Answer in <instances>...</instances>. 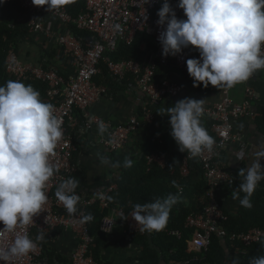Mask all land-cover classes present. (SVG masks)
<instances>
[{
    "label": "built area",
    "instance_id": "2783aa9c",
    "mask_svg": "<svg viewBox=\"0 0 264 264\" xmlns=\"http://www.w3.org/2000/svg\"><path fill=\"white\" fill-rule=\"evenodd\" d=\"M85 4V12L77 18H73L67 11L66 6L59 10L47 12L44 6H35L31 0H17L21 8L26 12L29 32L43 33L45 20L51 17L64 26L73 25L78 31L87 32L91 35L84 42L78 40L69 31L57 38V43L64 52L73 59L75 77L65 79L57 70H45L42 66H32L22 63L18 55L10 50L6 58V72L16 81H40L47 85L46 96L54 106L55 116L61 121L63 137L57 144L55 153L50 157V162L57 169L48 182L45 192L48 196L42 212L33 217V223L26 226L28 236L33 239L34 231H47L53 228L69 230L76 236L78 247L71 257L69 264H97L92 255L95 247L93 238L90 236L87 222H81L86 216V209L98 204L100 210H108L100 223V230L110 234L118 224L117 219L122 218L121 213L127 216L126 224L128 231L134 234L145 235L140 230V225L130 217L131 213L125 214L122 210H111L107 201L110 192L116 189L115 185L101 189L95 196L81 198L77 204L75 214L69 215L57 197L55 192L59 184L68 178H73L78 171L74 162L76 151L73 130L78 125L74 118L76 111L83 118V126L89 129L92 125L103 122L108 129L107 134L99 139V146L105 152L124 150L140 124L154 121V110L165 101L178 98L183 87L179 82L168 79L156 80V72L159 67H166L170 62H175L179 70H186V60L199 58L198 52L189 48L183 49L182 53L173 57H163L162 49L158 41V35L163 30L156 24V13L161 7L162 0H81ZM177 0H169L178 19H186L183 10L176 8ZM144 16L147 19H144ZM115 24L121 26L117 31ZM137 33H143L157 46L155 53L150 54L143 63L137 61L112 62L104 56L116 50L120 42L130 45ZM144 48V45H143ZM264 51V46H262ZM104 62L109 74L119 80L130 75L133 78V87L141 95V119L136 116L122 125L111 126L99 117L91 116L88 109L100 97V90L94 84L93 79L100 73L99 64ZM253 80V75L246 81L245 98L240 103H235L230 98L231 89H220L222 98L212 107H204L202 117L210 124V131L215 135V143L211 151L204 150L196 157L189 154L182 161L181 176L185 178L191 167V159L196 158L200 166L203 178L206 182V202L203 210L198 214L190 215L186 220V228L190 229L191 237L188 248L192 252L206 251L211 235L225 237L226 232L220 224L227 219L226 213L219 207L216 201L218 191L229 188L234 181L228 170L220 160L225 146L232 140L231 132L233 121L246 118L254 120L259 115L252 109V101L255 99L254 91L248 86ZM165 154H153L146 158L148 165H157L160 168L166 166ZM182 188H179L180 194ZM77 194V192H76ZM103 197V198H101ZM3 225L0 224V229ZM24 228H17L14 233L0 235V248L10 246L17 234H23ZM171 236L180 238L181 233L171 232ZM264 238V230L251 229L245 234L231 238L236 239L247 247L260 242ZM42 249L37 247L26 256L12 258L8 264H44ZM4 264V262H0Z\"/></svg>",
    "mask_w": 264,
    "mask_h": 264
},
{
    "label": "clouds",
    "instance_id": "9594fccd",
    "mask_svg": "<svg viewBox=\"0 0 264 264\" xmlns=\"http://www.w3.org/2000/svg\"><path fill=\"white\" fill-rule=\"evenodd\" d=\"M5 2L0 0V4ZM31 2L51 12L76 0ZM175 7L183 10L186 19L177 18L169 0H162L156 13V24L163 28L158 35L161 55L175 57L183 49L194 48L199 58L186 60L187 74L194 88L211 85L217 89H231L264 69V0H178ZM114 28L119 31L121 26L115 24ZM203 105L204 99L184 98L161 114L170 118V135L179 151L192 157L204 150L211 151L215 143L201 126ZM54 112V106L42 101L40 93L31 85L8 80L0 86V224L3 225L0 235L14 233L17 228L25 229L23 234L15 236L10 246L0 248V262L4 264L12 258L26 256L37 247V241L45 239L44 233L38 234L35 241L31 239L26 226L42 212L48 200L46 186L57 171L50 157L54 155L63 131ZM106 130V125L101 122L99 134L103 135ZM253 155L255 159L238 170V176L242 178L239 192L244 194L239 203L249 209L258 183L264 180V165L260 163L264 159V142ZM243 158V154L237 157L238 160ZM132 165L133 161L125 158L123 167ZM78 185V180L68 178L55 192L69 215L77 211ZM180 198V192H177L163 199L135 204L130 217L135 225H140L142 232L158 233L167 226L170 211ZM121 216L125 220L128 218L123 213ZM92 219L89 214L81 222ZM232 264L239 262L233 260ZM249 264H264V255L251 258Z\"/></svg>",
    "mask_w": 264,
    "mask_h": 264
},
{
    "label": "trees",
    "instance_id": "16d2710c",
    "mask_svg": "<svg viewBox=\"0 0 264 264\" xmlns=\"http://www.w3.org/2000/svg\"><path fill=\"white\" fill-rule=\"evenodd\" d=\"M66 9L73 18H77L85 12V4L81 0H76L75 3L66 5ZM68 31L81 42L91 37L89 33L78 31L71 24L68 25ZM31 42L32 34L29 32L26 12L17 0H6L5 3L0 4V86H3L8 80L16 81L14 77L6 72L8 52L13 50L19 57L20 46ZM156 50L157 46L151 39L143 33H137L130 45L120 42L114 52L107 53L104 57L115 63L127 60L143 63ZM49 65H51L50 60L42 64V67L45 70L53 69ZM98 67L100 75L93 79L94 82L102 78L111 83L112 87L133 86L132 76L128 75L123 80H119L109 74L103 61L100 62ZM170 73L178 75L180 84L188 93L203 94L218 91L217 88L211 85L207 88L203 86L194 88L187 70H179L173 61L166 67H159L155 78L156 80H162ZM23 83L31 85L40 93L42 101L50 103L46 96L47 85L45 83L40 81H26ZM184 98L187 97L181 98L179 96L160 104L154 110V117L158 108L164 107V109H167ZM136 117L141 119V108H138ZM166 118L168 126L166 125L163 128L158 137L151 136L143 143L135 142L130 148L110 152L107 158L115 169L118 178L108 185H103L101 178L95 186L103 189L115 185L116 189L107 196L109 208L116 211L122 210L125 214L132 212L135 204L163 199L170 193L176 194L179 192V188H182L180 201L171 209L167 226L162 231L145 235L129 232L126 220L122 218L118 219V226L110 234L103 233L100 230V223L109 211L100 210L98 204L88 207L86 216L90 214L93 217L91 221L86 222L95 245L92 249L94 261L97 264H106L102 263L99 258L100 250L107 247L113 239L123 236H128L132 243L139 247V255L134 259L136 264H232L233 260H237L239 264H249L251 258L264 255V238L260 242L247 247L236 239L231 240L232 237L245 234L251 229L264 230V180L258 183L251 197L252 207L250 209L240 205L238 212L234 215L225 212L227 219L220 224L226 232L225 237L213 234L206 251L192 252L189 250L188 242L192 231L186 228V220L190 215L198 214L203 210L207 187L203 175L200 180L194 183L187 182L181 176L182 161L188 153L179 151L177 144L170 135V118L168 115H166ZM258 123L264 133V118ZM203 127L215 140V135L210 131L209 123L204 124ZM153 154L166 155V166L164 168L147 164L146 158ZM125 158L133 161L132 167H123ZM117 163H119V166H116ZM190 164V169H197L201 172L196 158H192ZM228 172L234 183L226 189L234 192L237 196L242 178L238 176V171L228 169ZM73 178L79 181L76 191L81 195L82 189L86 186L85 172L78 170ZM243 195L242 192H239L238 198H242ZM171 232L181 233L180 238L171 236ZM42 249L44 252L46 251L45 247H42ZM56 258L58 259V257Z\"/></svg>",
    "mask_w": 264,
    "mask_h": 264
},
{
    "label": "crops",
    "instance_id": "0c3cea01",
    "mask_svg": "<svg viewBox=\"0 0 264 264\" xmlns=\"http://www.w3.org/2000/svg\"><path fill=\"white\" fill-rule=\"evenodd\" d=\"M43 33H33L32 42L20 46L19 58L22 63L32 66H42L50 60V68L57 70L65 79L75 77V68L73 59L64 52V49L57 43V38L68 32V26H64L59 21L47 17L45 20ZM100 75V73L98 74ZM97 75V76H98ZM96 77V76H95ZM94 77V78H95ZM165 79L180 83L177 74L170 73ZM94 82V80H93ZM94 84L100 90L99 99L92 104L88 111L91 116H96L108 122L111 126L122 125L136 116L141 103V95L133 86L112 87L106 79H98ZM248 86L254 91L255 99L252 101V109L258 113L256 119L248 120L246 118L233 121L231 132L232 140L225 146L222 151L220 160L225 169L238 171L247 167L254 159V151L261 142H264V133L258 123L264 118V69L253 73V80ZM245 84H237L232 87L230 98L235 103L244 100ZM181 98L187 97L192 99H204L203 107H212L219 102L222 94L218 91L211 93H188L183 88ZM164 107L155 111L154 121L152 123H141L138 130L132 134L126 148L132 147L135 142L143 143L151 136L158 137L160 132L167 124ZM77 120V126L73 130L74 143L76 151L74 153V162L78 170H82L86 175V186L82 189L81 198L95 196L101 189L96 185L97 181L102 178V184L108 185L118 178L115 169L108 161V152H105L98 144L99 139L104 137L106 132L101 135L98 131V125H92L88 130L83 126V118L80 112L74 113ZM204 117H201V126L209 123ZM210 126V124H209ZM239 154H243V159L238 160ZM260 163L264 165V159ZM202 173L197 169H190L185 179L189 183L200 180ZM239 198L229 189H222L216 195V201L219 207L226 213L234 215L238 212L240 203ZM118 221V219H117ZM118 226V225H117ZM40 233L45 234L43 241H37V245L42 249V261L44 264H69L72 255L78 247V240L74 233L62 228H53L47 231H34L33 240ZM139 255V247L134 245L128 236L113 239L110 244L100 250L99 258L102 263L106 264H136L134 259ZM58 257V259L56 258Z\"/></svg>",
    "mask_w": 264,
    "mask_h": 264
}]
</instances>
